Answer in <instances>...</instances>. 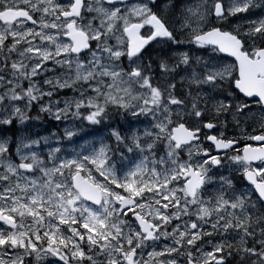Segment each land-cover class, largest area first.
Wrapping results in <instances>:
<instances>
[{"label": "snow or ice", "instance_id": "1", "mask_svg": "<svg viewBox=\"0 0 264 264\" xmlns=\"http://www.w3.org/2000/svg\"><path fill=\"white\" fill-rule=\"evenodd\" d=\"M0 264H264V0H0Z\"/></svg>", "mask_w": 264, "mask_h": 264}, {"label": "rangeland", "instance_id": "2", "mask_svg": "<svg viewBox=\"0 0 264 264\" xmlns=\"http://www.w3.org/2000/svg\"><path fill=\"white\" fill-rule=\"evenodd\" d=\"M197 55H202V52H197ZM229 134H231V133H229ZM42 135H46V133H43Z\"/></svg>", "mask_w": 264, "mask_h": 264}]
</instances>
